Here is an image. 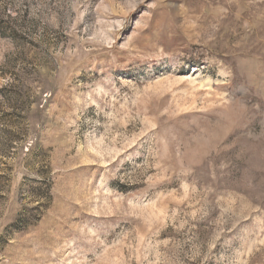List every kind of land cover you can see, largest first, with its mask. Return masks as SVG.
I'll return each instance as SVG.
<instances>
[{"label":"rangeland","instance_id":"rangeland-1","mask_svg":"<svg viewBox=\"0 0 264 264\" xmlns=\"http://www.w3.org/2000/svg\"><path fill=\"white\" fill-rule=\"evenodd\" d=\"M0 264H264V0H0Z\"/></svg>","mask_w":264,"mask_h":264}]
</instances>
